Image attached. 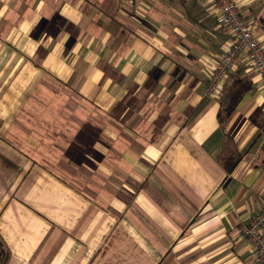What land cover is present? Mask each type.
I'll return each mask as SVG.
<instances>
[{"label": "crops", "instance_id": "crops-1", "mask_svg": "<svg viewBox=\"0 0 264 264\" xmlns=\"http://www.w3.org/2000/svg\"><path fill=\"white\" fill-rule=\"evenodd\" d=\"M232 41L213 0H0L5 264H257L264 83L241 55L207 93Z\"/></svg>", "mask_w": 264, "mask_h": 264}, {"label": "built area", "instance_id": "built-area-1", "mask_svg": "<svg viewBox=\"0 0 264 264\" xmlns=\"http://www.w3.org/2000/svg\"><path fill=\"white\" fill-rule=\"evenodd\" d=\"M129 2L130 0H124ZM220 11V21L230 28L233 41L218 60L211 74L207 93L217 95L224 91L225 81L241 55H246L264 83V47L255 36L234 0H213ZM241 231L254 246L257 264H264V207L243 225Z\"/></svg>", "mask_w": 264, "mask_h": 264}, {"label": "trees", "instance_id": "trees-1", "mask_svg": "<svg viewBox=\"0 0 264 264\" xmlns=\"http://www.w3.org/2000/svg\"><path fill=\"white\" fill-rule=\"evenodd\" d=\"M246 89L241 86L239 88H237L235 91H234V97L236 98L235 102L238 101V99L242 98L243 96V93H245ZM74 119H78V118H75L73 116H70L68 118L66 117H63V116H60L57 120V125H62L65 123H71V122H75ZM79 120V119H78ZM225 167L227 168L228 171H231L233 169V167L235 166V164H231L229 162V159L227 158V160H225ZM226 163L228 164V166L226 165ZM0 249L2 250V255L3 257L1 258V261H0V264H5L6 263V259H5V253H6V249H5V245L3 244L1 238H0Z\"/></svg>", "mask_w": 264, "mask_h": 264}, {"label": "rangeland", "instance_id": "rangeland-1", "mask_svg": "<svg viewBox=\"0 0 264 264\" xmlns=\"http://www.w3.org/2000/svg\"><path fill=\"white\" fill-rule=\"evenodd\" d=\"M39 103H40V102H39ZM40 105H41L40 108H42V106H43L42 103H40ZM9 136H12L11 132L9 133Z\"/></svg>", "mask_w": 264, "mask_h": 264}, {"label": "clouds", "instance_id": "clouds-1", "mask_svg": "<svg viewBox=\"0 0 264 264\" xmlns=\"http://www.w3.org/2000/svg\"><path fill=\"white\" fill-rule=\"evenodd\" d=\"M98 146L94 145V148H97Z\"/></svg>", "mask_w": 264, "mask_h": 264}]
</instances>
